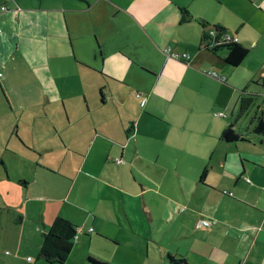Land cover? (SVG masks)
Segmentation results:
<instances>
[{
    "label": "crops",
    "instance_id": "crops-1",
    "mask_svg": "<svg viewBox=\"0 0 264 264\" xmlns=\"http://www.w3.org/2000/svg\"><path fill=\"white\" fill-rule=\"evenodd\" d=\"M55 11L61 17L52 22ZM52 26L66 27L70 41L90 52L79 41L93 38V61L102 60L106 77L125 86L109 97L99 90L102 107L114 105L115 125L105 134L88 126L73 133L74 141L87 134L83 148L62 137L83 124L77 121L87 122L75 94L58 91L52 102L27 63L21 83L30 87L16 91L11 82L21 45L46 42ZM218 29L247 50L238 66L226 64L229 49L202 42ZM166 50L178 57L164 56ZM133 70L138 88L128 84ZM49 113L66 120L59 125L60 150L80 154L71 175L47 164L48 153L57 151L48 145ZM259 118L264 122V0H0V264H34L28 256L34 241L24 229L34 203L51 205L49 220L37 219L42 240L65 215L83 232L74 241L77 251L146 253L156 264H172L170 257L180 264H264ZM229 129L238 140L226 141ZM143 234L149 240L136 246Z\"/></svg>",
    "mask_w": 264,
    "mask_h": 264
},
{
    "label": "rangeland",
    "instance_id": "rangeland-1",
    "mask_svg": "<svg viewBox=\"0 0 264 264\" xmlns=\"http://www.w3.org/2000/svg\"><path fill=\"white\" fill-rule=\"evenodd\" d=\"M64 5L66 7L68 6L67 3H64ZM53 8L58 7L53 6ZM58 16L61 17V14L55 11L52 16V22H55V18ZM59 31L56 32L52 26L47 31V34L50 37L49 40H46V42L41 43L36 41H27L23 43L18 52L19 55H17V59L12 63V66L14 67V69H12L13 77L16 75L17 78L21 79L15 78L14 80V78H12L10 75L9 76L11 77V82L15 87L14 90L23 91V88L28 89L30 87V84L23 86V84L21 83L23 81L22 66L23 63H27L28 66L31 67L33 75H35V77L42 82L41 86L43 88V91H48L49 97L51 98L52 102H55V100L57 99L58 91H70V97H73V94H75V105L83 108V111L85 112L84 115L87 117L88 123L77 121L78 123H83L85 125H76L75 131L73 129L67 130L64 137V135L62 136L59 125L63 124L66 120L62 117L61 113L59 120H57L56 116H52L50 113L48 116L50 135L51 133L53 134V138L52 136H50L48 145L50 147V150H54L53 147H51L52 145H54V147L56 146L57 151H55L54 154L48 153L47 164L50 166V168H52L50 169V171L52 172H55V170H57L60 171V174L71 175L77 167V160H75V156L79 153L76 149L74 150L75 152L72 150V152L70 153L66 152L65 150H60V135L68 142V146L71 147L70 142H74L75 144L81 145V147L83 148L85 146V141L88 138L87 134L86 138L81 135L80 137H77L80 140L74 141L72 139L73 133L82 131L85 126H88L91 129L95 128V130H97L98 132H104L105 134L107 127L115 125L116 116L114 114V105L109 103V101L105 103L104 107H102L103 104L101 103V93L99 90L103 89L104 93L107 95V97H109V92L111 90H114L115 87L120 90L124 89L125 86L119 80H112L106 77L107 75L104 72H107V66L102 68V60H99L98 58L96 62L93 61L92 58L94 56L93 51L95 46L93 38L90 37L87 40H83L82 42L79 41L83 44V46H91V55V52L87 48L81 47L80 44L78 45V42L75 39L74 41H70L73 40V38L69 31L66 30V27H64L63 31H61L62 33ZM52 36H61L63 37V39H61V43L58 44V39ZM110 43V53H113V44L115 43ZM130 48L132 49L133 46L131 45ZM135 49L144 53V48L139 44L135 45ZM166 51H162V53L164 54V56L170 57L171 53H169V51ZM20 57H23V62L20 61ZM113 58H118L119 60H121L118 55L113 56ZM74 60H76V62L78 63H76ZM78 64H83L86 67L90 66L91 69H94L95 67L97 68V70H95L97 71V73L91 70H87L85 67H81ZM1 72L4 73V71ZM132 73V77L127 79L128 84L134 88H138L134 83L138 80V78L134 75V70L132 71ZM6 76L8 75L6 74ZM63 78L66 81L64 82L66 86L65 90L61 89L62 82L59 83ZM11 87L13 88V86ZM31 87L36 86L32 85ZM257 101H260V99L257 98ZM54 109L61 112V108L59 106L56 107L55 104ZM49 110V112H51L50 108ZM250 119L251 117H245L243 122L247 125ZM54 126L58 130H52ZM108 134H115V129L111 130V132ZM98 146L99 145H95V148L93 149V152L91 154H96V149L98 148ZM82 148L78 147L79 150H82ZM13 173L14 172L11 171V174ZM55 188L57 187L49 188L48 192H51V190L54 191ZM34 197L35 199L40 200L38 194L34 193ZM46 206L48 207V209L51 208L50 204H47ZM46 206L42 205V203H34L32 206L28 207L27 211L28 214L33 217L27 220L24 229L26 230L27 235L30 236L29 238H32L34 241L31 243L30 252L28 253V256H31L33 258L34 264H58L54 262L47 263L43 257L40 258L41 254L39 255L43 240L41 230L39 229V227H37V219H39V215L44 214V219L47 216V220H49ZM63 211L65 214V210ZM62 219L66 220L65 215ZM103 238L107 239L106 237ZM76 240L77 239H75V241ZM148 240L149 239H147V237L143 234L137 238V241H135L134 244L136 246H143ZM104 244L108 248L111 247L109 246V244L107 245L106 242H104ZM122 246H124L123 243ZM129 247H132V244L129 245ZM32 251L37 252V254L32 253ZM87 256L93 261L103 264H156L157 262V258H155L153 261L152 258L154 257H152V255L150 258H147L146 253H126V251H123L122 253H105V250H103V248L95 246L88 253V251L84 249H82L81 251H77L74 246L73 250L68 254L67 258L62 264H85ZM156 256L157 255H155V257Z\"/></svg>",
    "mask_w": 264,
    "mask_h": 264
},
{
    "label": "trees",
    "instance_id": "trees-1",
    "mask_svg": "<svg viewBox=\"0 0 264 264\" xmlns=\"http://www.w3.org/2000/svg\"><path fill=\"white\" fill-rule=\"evenodd\" d=\"M202 42L205 43L206 48L217 50L220 48L229 49V53L225 58L226 64L229 66H238L245 58L247 50L240 47L236 43H232L225 37V33L221 30L209 32L204 34ZM256 134L264 133V122L261 118L257 119L255 127ZM226 141L233 142L239 139L231 129L226 131ZM76 236V227L70 222L57 217L52 222L49 230L43 236V241L40 247V254L47 263L62 264L67 258L68 254L74 247ZM172 264H180L181 260L170 257ZM90 264H103L89 259Z\"/></svg>",
    "mask_w": 264,
    "mask_h": 264
},
{
    "label": "built area",
    "instance_id": "built-area-1",
    "mask_svg": "<svg viewBox=\"0 0 264 264\" xmlns=\"http://www.w3.org/2000/svg\"><path fill=\"white\" fill-rule=\"evenodd\" d=\"M1 10H6V8H5V7H2ZM170 56H171V57H174V58H177V57H178V55H170ZM213 77H216V75H213ZM144 103H145V101H142L141 106H143ZM117 162L119 163V161H117ZM201 225H202V226H205V227H209V226H211V224H210V223H207V222H202ZM82 233H83L82 231H78V229H76V236H75V239H78V237H79ZM28 260H30V259L28 258Z\"/></svg>",
    "mask_w": 264,
    "mask_h": 264
},
{
    "label": "bare ground",
    "instance_id": "bare-ground-1",
    "mask_svg": "<svg viewBox=\"0 0 264 264\" xmlns=\"http://www.w3.org/2000/svg\"><path fill=\"white\" fill-rule=\"evenodd\" d=\"M117 161H119V163H120V160H117ZM203 222H207V223H210V222H208V221H203Z\"/></svg>",
    "mask_w": 264,
    "mask_h": 264
}]
</instances>
